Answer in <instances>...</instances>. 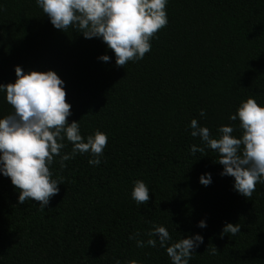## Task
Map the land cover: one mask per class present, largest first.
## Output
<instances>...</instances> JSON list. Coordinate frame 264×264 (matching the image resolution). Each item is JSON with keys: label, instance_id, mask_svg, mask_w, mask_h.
Returning <instances> with one entry per match:
<instances>
[{"label": "trees", "instance_id": "16d2710c", "mask_svg": "<svg viewBox=\"0 0 264 264\" xmlns=\"http://www.w3.org/2000/svg\"><path fill=\"white\" fill-rule=\"evenodd\" d=\"M0 8V84L14 82V66L51 70L71 105L66 122L78 121L82 137L107 136L99 165L87 152L63 168L54 157L51 178L61 184L43 209L31 198L18 204L0 176V264H171L164 248L147 244L153 225L171 242L203 237L188 264H264V183L251 197L236 192L215 151L190 153L204 146L189 128L196 119L219 138L230 125L239 138L229 115L249 97L264 105V0H168L150 50L123 67L101 39L55 29L35 0H0ZM11 111L0 93V117ZM203 173L211 174L206 187ZM135 180L149 188L145 205L131 198ZM226 223L240 224L239 233H223ZM134 232L143 247L128 238Z\"/></svg>", "mask_w": 264, "mask_h": 264}, {"label": "clouds", "instance_id": "9594fccd", "mask_svg": "<svg viewBox=\"0 0 264 264\" xmlns=\"http://www.w3.org/2000/svg\"><path fill=\"white\" fill-rule=\"evenodd\" d=\"M168 0H35L36 5L46 14L51 25L61 31L70 26L78 30L85 39L99 38L114 53L117 66L129 61L140 60L150 50V40L154 34L167 24L165 5ZM2 10V8H0ZM98 60L108 62V55H100ZM15 80L0 84V93L12 111L0 117V176L9 178L18 190L17 203L26 200L39 202V208H45L52 196L59 192L57 179H52L50 165L54 157H59L60 167L64 161L77 153H89L92 158L89 165L101 163L107 136L96 131L93 135L82 137L78 121L66 122L71 115V105L65 101L64 81L51 70L45 72H23L20 66H14ZM199 115L205 116L203 109ZM239 120L242 135H231L230 125H222L214 138L207 127L198 125L191 119L189 128L193 138L199 137L204 147L190 146V153L210 148L218 154L215 160L223 166L221 176L233 178V188L244 197H251L257 183H264V105H258L249 97L241 101L235 114L228 117ZM71 143L70 153L61 152L65 148L64 139ZM202 186H208L210 173L198 177ZM149 188L141 180L133 182L131 198L141 205L149 200ZM198 228H205V220H199ZM240 224L226 223L223 233L236 235ZM149 246L157 244L164 248L171 264H188L195 249L203 243L200 234H193L171 242L168 230L153 225L147 233ZM140 233L129 235L135 240L136 247L144 246L139 239ZM217 253L215 246L209 250ZM114 264H120L115 260ZM131 264H136L135 261Z\"/></svg>", "mask_w": 264, "mask_h": 264}]
</instances>
